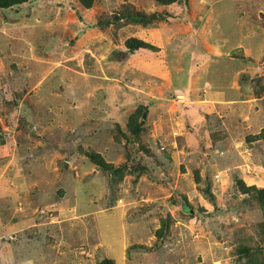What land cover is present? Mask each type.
<instances>
[{"label":"rangeland","instance_id":"374dc122","mask_svg":"<svg viewBox=\"0 0 264 264\" xmlns=\"http://www.w3.org/2000/svg\"><path fill=\"white\" fill-rule=\"evenodd\" d=\"M0 137V264H264V0L0 7Z\"/></svg>","mask_w":264,"mask_h":264},{"label":"trees","instance_id":"16d2710c","mask_svg":"<svg viewBox=\"0 0 264 264\" xmlns=\"http://www.w3.org/2000/svg\"><path fill=\"white\" fill-rule=\"evenodd\" d=\"M24 1H26V0H0V7H3V8H8V7H11V6H13V5H15V4H20V3H22V2H24ZM79 1H81V3L84 5V6H86V7H90V6H92V4H93V2L95 1V0H79ZM133 45V47L134 48H137L138 47V44L137 43H133L132 44ZM140 109V108H139ZM139 109H137L136 111H138ZM135 111V112H136ZM134 112V113H135ZM134 113H132V115L134 114ZM5 143V139H3V137H0V144H4ZM103 156V155H102ZM101 155H100V153H98V152H94V153H91V157H92V159H94V161L93 162H95V161H100V162H102V163H104V164H106V165H109L108 163H105L104 162V157H102ZM101 165V164H100ZM102 166V165H101ZM262 192H264V189L262 190ZM100 264H115L114 263V261L111 259V258H105V259H103L102 261H101V263Z\"/></svg>","mask_w":264,"mask_h":264},{"label":"crops","instance_id":"0c3cea01","mask_svg":"<svg viewBox=\"0 0 264 264\" xmlns=\"http://www.w3.org/2000/svg\"><path fill=\"white\" fill-rule=\"evenodd\" d=\"M1 146H2V145H1ZM4 148L6 149V147H3V146H2V147H0V150H5Z\"/></svg>","mask_w":264,"mask_h":264}]
</instances>
